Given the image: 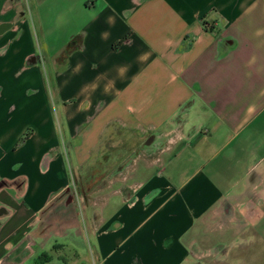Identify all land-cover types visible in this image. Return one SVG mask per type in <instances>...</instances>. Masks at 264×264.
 I'll return each instance as SVG.
<instances>
[{
  "label": "crops",
  "instance_id": "1",
  "mask_svg": "<svg viewBox=\"0 0 264 264\" xmlns=\"http://www.w3.org/2000/svg\"><path fill=\"white\" fill-rule=\"evenodd\" d=\"M158 139L71 190L74 164ZM43 253L264 264V0H0V264Z\"/></svg>",
  "mask_w": 264,
  "mask_h": 264
},
{
  "label": "rangeland",
  "instance_id": "2",
  "mask_svg": "<svg viewBox=\"0 0 264 264\" xmlns=\"http://www.w3.org/2000/svg\"><path fill=\"white\" fill-rule=\"evenodd\" d=\"M152 141H141L134 144L132 149L119 155H91L89 159L82 165L72 167V186L71 190L75 195L81 198V202L86 205V196L93 194L98 187L106 186L111 180L117 179L127 172L128 166L137 155L149 154L151 157L157 156V151L161 147L163 140L158 139L151 144ZM71 162V161H70ZM103 186V187H104ZM87 239L80 244V249H84L87 245ZM57 263V261H55ZM35 263V262H34ZM55 263V264H56Z\"/></svg>",
  "mask_w": 264,
  "mask_h": 264
},
{
  "label": "trees",
  "instance_id": "3",
  "mask_svg": "<svg viewBox=\"0 0 264 264\" xmlns=\"http://www.w3.org/2000/svg\"><path fill=\"white\" fill-rule=\"evenodd\" d=\"M52 261V257L48 253L41 254L34 264H48Z\"/></svg>",
  "mask_w": 264,
  "mask_h": 264
}]
</instances>
